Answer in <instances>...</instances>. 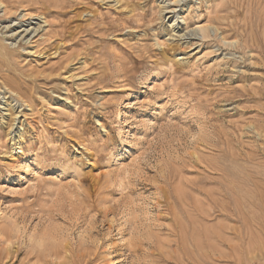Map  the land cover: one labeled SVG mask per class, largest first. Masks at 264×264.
I'll list each match as a JSON object with an SVG mask.
<instances>
[{
    "label": "rangeland",
    "instance_id": "rangeland-1",
    "mask_svg": "<svg viewBox=\"0 0 264 264\" xmlns=\"http://www.w3.org/2000/svg\"><path fill=\"white\" fill-rule=\"evenodd\" d=\"M0 1V264H264V0Z\"/></svg>",
    "mask_w": 264,
    "mask_h": 264
},
{
    "label": "bare ground",
    "instance_id": "bare-ground-1",
    "mask_svg": "<svg viewBox=\"0 0 264 264\" xmlns=\"http://www.w3.org/2000/svg\"><path fill=\"white\" fill-rule=\"evenodd\" d=\"M0 5H1V1H0ZM2 6V5H1ZM23 7V6H22ZM3 8H5V7H3ZM7 9V8H6ZM25 9V8H24ZM38 9V8H37ZM18 27V29H16V31L15 32H13V33H11L10 35H7V33L8 32H11V30H14L15 28H17ZM20 27V28H19ZM37 29V28H36ZM31 31H32V29H28V28H22V24H20L19 25V22L18 23H12V24H10L9 23V25H5V26H3V27H1V29H0V51H2V50H5L7 53H9V51H11V53H14L15 51H16V49L15 48H11V47H9L8 46V44L6 43H4L3 42V38L4 37H6V38H8V39H11V40H15L16 39V37H20V39H19V41H18V46L22 43V41L23 40H26V42L28 41V38L26 39L25 37H27L30 33H31ZM185 38V37H184ZM30 41V40H29ZM12 45H14L15 46V44H12ZM17 46V45H16ZM5 52V53H6ZM2 53V52H1ZM0 53V54H1ZM15 56V55H14ZM14 58V57H13ZM13 58H11L12 59V61H13ZM14 59H16V58H14ZM13 62H15V61H13ZM17 62H18V60H17ZM16 62V63H17ZM16 63H15V65H16ZM12 64H14V63H12ZM11 65V63L8 65V66H10ZM17 66V65H16ZM15 67V66H14ZM16 83V82H15ZM41 242H42V240H39V245L41 244Z\"/></svg>",
    "mask_w": 264,
    "mask_h": 264
}]
</instances>
